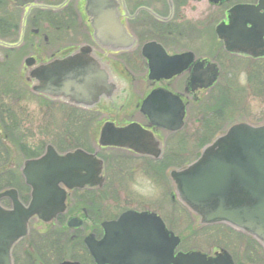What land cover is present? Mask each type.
I'll use <instances>...</instances> for the list:
<instances>
[{"label":"flooded vegetation","instance_id":"1","mask_svg":"<svg viewBox=\"0 0 264 264\" xmlns=\"http://www.w3.org/2000/svg\"><path fill=\"white\" fill-rule=\"evenodd\" d=\"M235 1L215 4L212 0H105L107 9L115 10L116 20L119 19L127 34L134 39V44L128 49L117 51L107 44V39L97 36L95 19L87 9L88 0H0V140L3 145L18 143L16 152L21 158L29 157L26 161L40 159L46 154L48 145L40 147L33 142L25 146L20 136L24 127L17 113L20 110L23 114L27 113V108H23L20 102L28 94V113L33 119L38 116L52 119L60 112H77L81 126L75 134L78 142L83 138L90 140L89 137L93 134L90 128L95 125L97 140H93L97 143V149L93 151L81 145L82 147L74 150L81 149L94 156L95 160L102 163V172L98 177L91 178L83 189L67 191L66 198L67 212L70 208L75 210L68 217L67 223L71 219L81 222L79 228L73 229L83 230V244L89 235H94L97 241H101L104 237L103 224L116 221L123 213L131 210L153 213L168 225V221L160 213L164 209L163 195H160L161 203L157 202L153 209L146 205H136V208L127 209L120 215L112 211L111 206H118L113 197L115 191L110 188V176L126 179L124 170L126 166H130L126 171L131 175L149 174L154 183L161 186L170 170L181 171L197 161L204 148L229 129L228 127L207 143L212 136L210 132H214L218 124L227 120L228 116H222L221 122L214 120L215 126L202 127L194 136L188 135L187 125L188 122L196 124L197 117L205 113V110L199 108L202 96L214 92L222 79H226L224 70L229 61L224 56L221 59H210L209 56H199L197 53L194 42L198 41L201 32L206 33V28L199 29L196 21L194 22L197 5H203L204 12L199 19L205 20V24L210 21L207 19L209 14L212 15L210 11H218L221 19L214 29L217 36L220 26L228 27L234 22L235 6L256 5L259 0ZM105 18L109 19V16L105 15ZM203 26L202 23L201 27ZM248 28H251L250 24ZM100 34L108 33L101 30ZM150 44H156L160 48L149 47L145 55L144 49ZM223 47L229 56L251 60L255 64L264 63V57L234 54L224 44ZM75 57L78 59L73 60ZM180 57L183 59H179ZM154 59H158L160 64L152 75ZM67 68L78 69L77 77L81 80L80 86L83 89L87 87L85 83L92 78L90 73L96 72L102 95L92 102L85 99L83 96L86 93L81 91L78 105L74 104L73 97L67 95L66 88L60 85L61 81L68 79ZM39 69H48V77L43 79ZM214 71L219 73L216 83L209 89H204L202 86ZM38 74L41 75L39 78ZM42 84L47 89H43ZM22 86L28 91L25 96ZM40 90L46 94L40 93ZM152 95H156V99L150 102L149 107H144ZM211 98L212 96L209 100ZM182 105L183 128L178 131L172 132L159 127L149 117V113L156 114L154 108L158 106L159 114H169L176 121L181 115ZM174 124L175 122L170 121L169 126ZM106 125L114 130L135 125L136 130L132 135L135 136L134 150L100 146L101 132ZM70 126L72 125L63 124V132L67 128L70 131ZM5 132L12 135L6 136ZM62 137L63 135L59 136L60 139ZM150 138L158 145L155 151L149 147ZM60 142L63 143L64 140ZM193 148L196 149L192 154L194 161L178 167L185 158L190 157L189 150ZM56 150L60 156L70 152ZM166 165L169 166L168 169L165 168ZM81 175L88 176L86 172ZM18 177L24 182L22 170ZM26 190L31 196V189ZM171 200L178 203L175 191ZM60 217L53 223H58ZM194 219L198 225L199 219ZM190 249L196 251L194 248ZM188 250L181 251L187 253L190 252ZM216 253L218 252L207 255L215 256ZM85 255L91 264H95L90 254L86 252Z\"/></svg>","mask_w":264,"mask_h":264},{"label":"water","instance_id":"2","mask_svg":"<svg viewBox=\"0 0 264 264\" xmlns=\"http://www.w3.org/2000/svg\"><path fill=\"white\" fill-rule=\"evenodd\" d=\"M227 1L212 0L215 4ZM107 7L105 0H88L87 9L95 19L97 36L107 39V44L117 51L128 49L134 44V39L127 34L119 19L116 20L115 10ZM233 14L235 17L232 24L218 28L219 39L233 53L263 57L264 0H259L255 6L237 5ZM249 24L251 28H248ZM101 30L108 34H100ZM152 46L160 48L150 44L144 49L145 55L146 50ZM159 64L160 61L154 59L152 75ZM38 72L43 75V79L48 77V69H39ZM66 73L68 79L61 81L60 85L66 88L67 95L73 97L74 104L78 105L81 91L86 93L83 97L92 102L102 95L96 72L90 73L92 78L85 83L87 87L84 89L77 77L78 69L67 68ZM218 76V71H214L202 87H212ZM42 86L47 89L45 84ZM156 97H149L144 107H149ZM154 109L156 114L149 113V117L155 125L170 131H178L183 127V106L176 121L169 114H159L158 106ZM170 121L175 122L174 126H169ZM135 130V125L116 130L106 125L101 132L99 144L102 147L134 150L135 136L132 135ZM148 144L152 151L158 148L152 138ZM101 167L100 161L81 150L59 156L51 146L43 158L26 162L23 176L27 186L32 189L29 204L21 202L16 190L0 193V201L9 199L12 203L9 210L0 205V264H13L12 251L19 241L28 236L32 219L38 218L44 223H50L58 215L64 214L66 189H83L91 178L101 174ZM83 172L88 176L81 175ZM170 178L178 200L199 218L200 226L226 225L252 237L264 248V125L253 126L246 122L234 124L225 135L205 147L196 162L181 171L172 170ZM62 185L66 189L61 188ZM80 226L81 222L77 219H71L67 224L68 228ZM103 229L104 237L101 241H97L94 235H89L84 241L95 264H234L231 255L225 251L214 258L196 252L176 254L181 239L169 231L165 223L154 214L127 212L117 221L104 223Z\"/></svg>","mask_w":264,"mask_h":264},{"label":"rangeland","instance_id":"3","mask_svg":"<svg viewBox=\"0 0 264 264\" xmlns=\"http://www.w3.org/2000/svg\"><path fill=\"white\" fill-rule=\"evenodd\" d=\"M242 1L243 0H236L235 3ZM202 6L203 5H197L198 11L195 15L196 18L194 19V22L196 21L195 24L198 25L199 29L206 28V33H199L200 35H198V41L194 42V46L197 48V53L199 56H209L208 58L210 59H214L216 57L221 59L224 56L229 59V61H227V69L224 70L226 79H222L218 88L214 92L212 91L211 94L208 93L202 96V103L199 105V108L205 110V113H203L202 116L197 117L198 121L196 124H190L188 122V135H196L201 131L202 127L204 129L205 126L209 127L213 124L214 120H219V122L222 121L218 116V109H214V107H220L222 100H228L227 106L229 102H231V106L233 108L232 111L224 109L223 112L226 116H228V119L218 124L219 126L217 129L213 130L214 133L211 131L212 136L209 140H207V143H209L216 135L238 122L245 121L254 125L264 124V89H261V83H259L264 82V69L263 72L259 73V69L261 71L260 67L262 63L255 64L251 60L248 61L246 59L229 56V54L225 51L222 42L218 40L214 30L221 19L218 11L211 10L210 13L212 12V15L209 14V17H207L210 21L205 24V20L199 19L200 14L204 12V10H202ZM202 23L204 25L203 27H201ZM238 61H244V63ZM253 69L258 70L256 72H252ZM262 85L264 86V84ZM21 90L24 96L28 92L25 90L24 86L21 87ZM211 96L212 100H209V97ZM29 98L28 94L25 100L20 102V105L23 108H27V113L23 114V111L21 110L17 113L19 116L18 118L22 121L24 127L20 136L25 146H28L33 142L35 145L37 144L40 147H44V144L53 145L62 153L72 151L75 148L82 147L83 145L85 148L93 151L97 149V143L95 141L97 140V134L94 133L96 132L95 125L90 128L91 131H93V134L91 135L92 138L89 137L90 140L83 138L81 142H77L75 140L76 130L81 129L77 112H60L53 116L52 119L41 116L33 119L32 117H29L28 113L30 106ZM227 106L225 105V108ZM65 123L67 126H72H70V131L67 128L64 133L63 131L65 129L63 128V124ZM48 124H50V127ZM61 135H63V137L60 139L59 136ZM78 136L79 133L77 134V137ZM67 137L68 139H66ZM62 140H64L63 143L60 142ZM5 146L9 147L10 145L5 144ZM199 150L200 148H198L197 151ZM195 151V148L190 149V157L185 158L182 164H178L177 166L184 167L193 162L195 158L192 154ZM8 159L10 162L9 168L11 165L13 167L19 165V168L8 169L10 180L7 181L4 177V183H2L0 187L6 190L9 188V185L16 182L19 183L23 189L24 182L21 177H18V175H20L27 158H19L16 155H12L8 157ZM129 168L130 166H126L124 170L126 179H117L116 177L114 178L111 176V179L109 178L110 188L115 191L113 197L114 200H116V205L118 206L117 208L115 206H111V208L112 211H116L115 213L117 215H120L127 209L136 208V205H146L152 208L157 205V202L161 203L162 198L160 195H163L164 209H162L160 213L163 217H165V220L168 221V226L174 231V233L185 240L187 243V246L185 245L186 249L194 248L197 251L206 254H212L213 252L225 250L233 256L235 262L241 261L243 262L242 264H247L244 261L247 259L246 252L248 250L250 251L255 249L256 252L258 251L257 247L253 245L250 240H240L242 239L240 236L230 233L223 227L210 226L206 227L207 229H199L194 217L189 212L184 210L178 203H173L171 200L174 187L172 181L168 178V175L172 170L166 174V179L164 180L165 182L161 183V186H157L149 174L143 175L141 173H136L131 175L129 171H126ZM12 172L16 173V177L11 174ZM5 205L6 207L10 206L8 202ZM110 205L111 204L109 203L108 206ZM54 229L55 227L51 224L45 225L37 219L33 220L29 226L30 233L28 238L23 240L22 245L16 251L17 258H19L20 261H25L27 256L31 259L37 258L35 242L46 240L49 233L53 232ZM70 234L74 235L75 232H71ZM72 251L73 250H70L66 253L67 256L64 261H69L76 256Z\"/></svg>","mask_w":264,"mask_h":264},{"label":"trees","instance_id":"4","mask_svg":"<svg viewBox=\"0 0 264 264\" xmlns=\"http://www.w3.org/2000/svg\"><path fill=\"white\" fill-rule=\"evenodd\" d=\"M260 68H261V71L259 69V73L263 72L264 63H262ZM257 70L258 69H253L252 72H256ZM259 83H261L260 87L263 90L264 86L262 84H264V82H259ZM227 103H228V100L227 101L222 100V104L220 105L219 108L214 107V109L216 110L218 109L217 112L220 118L225 115L223 112L224 109H227L229 111L233 110L231 106V102H229L228 106H227ZM225 105L227 106L226 108H225ZM6 135H12V134L7 132ZM0 139H1V134H0ZM9 145H11L9 147H12V148H9L3 145V143H1V140H0V185L4 183L3 182L4 177L6 178L7 181L10 180L9 173L7 172V174L4 176L2 175V172L9 168L10 164H9L8 157L15 155V148L17 147V144L12 142ZM168 167H169L168 165L165 166L166 169H168ZM9 169H14V168L11 165ZM10 188H16L19 190L20 199L23 203H27L30 200L27 190L25 188L22 189L19 183L15 182L14 184L9 185V189ZM3 190L4 188L0 187V192ZM2 203L5 205L7 202L3 201ZM85 205L88 207L87 203ZM74 212L75 210L72 208L69 214H72ZM65 218H66L65 216H61L59 218L58 224L54 226L55 227L54 231L49 233L46 240L35 242L37 258L31 259L29 256H27V259L25 261H20V259L17 258L16 256V251L22 245L23 241L20 242L18 246H16L14 253H13L15 264H59L60 262L65 260L67 256L66 253L70 250H73L72 252H74L76 255L71 260L80 261V262H83V264H91V262L88 260V257L85 255L87 250L83 244V235H84L83 230L76 231L74 235L70 234V232L65 227ZM226 230L232 234H236L229 229H226ZM236 235L242 238L240 240L247 239L241 234H236ZM250 242L256 246V244L252 240H250ZM257 249L259 248L257 247ZM246 254H247V259H245L244 262H246L247 264H264V254L261 250H258L257 252L255 251V249L250 250V251L248 250ZM242 263L243 262L241 261L237 262V264H242Z\"/></svg>","mask_w":264,"mask_h":264}]
</instances>
